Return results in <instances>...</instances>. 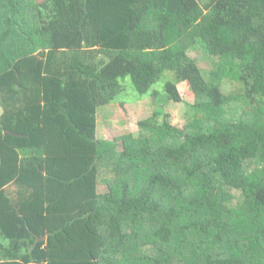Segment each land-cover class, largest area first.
<instances>
[{
    "label": "trees",
    "instance_id": "16d2710c",
    "mask_svg": "<svg viewBox=\"0 0 264 264\" xmlns=\"http://www.w3.org/2000/svg\"><path fill=\"white\" fill-rule=\"evenodd\" d=\"M125 77L186 124L98 138ZM0 106V264H264V0H0Z\"/></svg>",
    "mask_w": 264,
    "mask_h": 264
},
{
    "label": "rangeland",
    "instance_id": "374dc122",
    "mask_svg": "<svg viewBox=\"0 0 264 264\" xmlns=\"http://www.w3.org/2000/svg\"><path fill=\"white\" fill-rule=\"evenodd\" d=\"M43 1V0H38ZM203 5L209 0H199ZM188 55L194 58L201 68L205 77H208V73L214 68L216 58L206 54L202 49H191L188 51ZM169 74V72H167ZM121 84L124 85V90L120 92L114 101V103L103 105L98 107L97 110V128L96 135L98 138L111 139L122 133H136L138 130V122L149 117L153 109L162 107L163 113L168 115V120L175 126L182 128L187 122V116L185 110L187 107L184 103H163L160 102L154 104L149 96L142 97V99L136 100L135 96L137 92L134 90L129 77L120 79ZM163 79L156 82L153 87H162ZM178 90L184 102H193L194 98L188 84L186 82H180L177 85ZM222 90L225 93H233L237 91V85L235 83H222ZM124 101L121 103V101ZM2 112L0 106V114ZM162 118V115L160 116ZM111 173H102L98 180V192L102 193L107 191V182L111 179Z\"/></svg>",
    "mask_w": 264,
    "mask_h": 264
}]
</instances>
